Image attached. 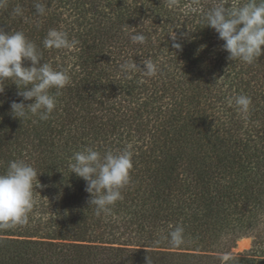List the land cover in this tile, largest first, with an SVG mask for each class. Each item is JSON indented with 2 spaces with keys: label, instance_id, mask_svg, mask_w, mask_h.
<instances>
[{
  "label": "trees",
  "instance_id": "trees-1",
  "mask_svg": "<svg viewBox=\"0 0 264 264\" xmlns=\"http://www.w3.org/2000/svg\"><path fill=\"white\" fill-rule=\"evenodd\" d=\"M42 2L43 17L35 0L0 7V28L23 31L41 63L70 76L47 120L14 117L10 105L23 98L11 80L0 85V173L24 159L40 185L28 223L0 229V264H222V253L227 264H264V54L251 65L228 59L202 23L217 0ZM17 4L23 17L10 15ZM51 28L77 45L45 49ZM137 33L145 43L131 41ZM130 59L141 68L152 60L157 74L121 75ZM241 94L252 101L246 115L228 102ZM84 147L133 154L110 213L96 215L86 182L69 168ZM177 225L184 243L173 247L167 236ZM245 237L251 251L231 254Z\"/></svg>",
  "mask_w": 264,
  "mask_h": 264
},
{
  "label": "clouds",
  "instance_id": "clouds-1",
  "mask_svg": "<svg viewBox=\"0 0 264 264\" xmlns=\"http://www.w3.org/2000/svg\"><path fill=\"white\" fill-rule=\"evenodd\" d=\"M0 7H7V0H0ZM34 8L38 17L46 15L47 6L42 0H35ZM13 17H23L24 9L17 4L10 13ZM202 23L218 33L224 41L223 50L229 53L228 59L253 64L264 54V0H244L242 3L229 4L227 0H217L203 13ZM176 41L175 33L170 35ZM133 43L143 44L144 34H133ZM75 39L56 28L47 31L42 44L45 49H72L77 45ZM179 49V43H173ZM38 46L30 41L23 31L5 32L0 28V85L11 80L15 83L22 97L20 102L10 105L14 117L21 120L30 116H38L40 120L49 119L56 107V96L59 95L70 80L67 70L56 69L50 63L43 62ZM29 61V66L24 62ZM143 68L134 60H125L118 68L123 76H128L136 69L142 70L146 76L157 74V65L150 59L141 61ZM51 89H56L52 94ZM4 86L0 87V93ZM24 101H33L25 104ZM238 110L246 115L251 106V98L247 95H236L229 99ZM36 121L34 120L33 123ZM132 152L125 148L122 151H107L103 155L94 147H84L71 157L69 168L71 173L86 182L85 190L90 194V206H95L97 216L110 213L111 206L122 199L121 189L130 181L133 167ZM38 173L35 167L24 159L10 161L7 169L0 173V229H9L28 223V214L34 206V187H39ZM184 229L175 226L168 233L171 246L184 243ZM222 264L231 259L229 253L220 255ZM146 264H151L147 257Z\"/></svg>",
  "mask_w": 264,
  "mask_h": 264
},
{
  "label": "rangeland",
  "instance_id": "rangeland-1",
  "mask_svg": "<svg viewBox=\"0 0 264 264\" xmlns=\"http://www.w3.org/2000/svg\"><path fill=\"white\" fill-rule=\"evenodd\" d=\"M247 240H243L241 238L236 241L235 248L231 250V254H238V253H249L253 247V238L252 237H245ZM242 241V243L240 242Z\"/></svg>",
  "mask_w": 264,
  "mask_h": 264
},
{
  "label": "bare ground",
  "instance_id": "bare-ground-1",
  "mask_svg": "<svg viewBox=\"0 0 264 264\" xmlns=\"http://www.w3.org/2000/svg\"><path fill=\"white\" fill-rule=\"evenodd\" d=\"M242 243V241H240Z\"/></svg>",
  "mask_w": 264,
  "mask_h": 264
}]
</instances>
